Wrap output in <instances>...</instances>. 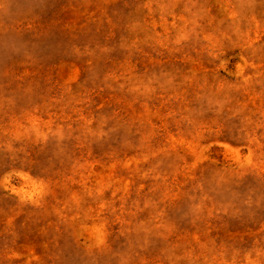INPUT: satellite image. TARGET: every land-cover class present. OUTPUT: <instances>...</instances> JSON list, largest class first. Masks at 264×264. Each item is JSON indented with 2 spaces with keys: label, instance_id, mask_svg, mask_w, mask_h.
I'll use <instances>...</instances> for the list:
<instances>
[{
  "label": "rangeland",
  "instance_id": "1",
  "mask_svg": "<svg viewBox=\"0 0 264 264\" xmlns=\"http://www.w3.org/2000/svg\"><path fill=\"white\" fill-rule=\"evenodd\" d=\"M0 264H264V0H0Z\"/></svg>",
  "mask_w": 264,
  "mask_h": 264
}]
</instances>
